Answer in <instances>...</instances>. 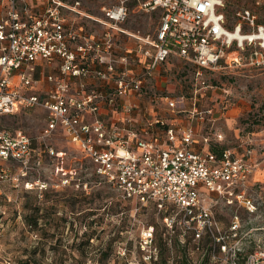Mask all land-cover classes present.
<instances>
[{
  "label": "built area",
  "instance_id": "built-area-1",
  "mask_svg": "<svg viewBox=\"0 0 264 264\" xmlns=\"http://www.w3.org/2000/svg\"><path fill=\"white\" fill-rule=\"evenodd\" d=\"M135 1L138 8L158 11L152 34H135L123 26L127 0L101 6L97 19L105 28L95 34L66 20L65 9L87 15L77 7L79 0H0V113L42 106L47 111L42 137L61 129L121 197L139 205L152 202L159 209L172 205L163 218L172 230L181 224L180 237L207 234L217 240L212 254L216 247L235 254L238 250L227 245L228 235L220 233L204 199L215 196L253 211L246 193L254 169L250 149L240 152L224 145L214 152L208 145L220 143L219 130L198 132L192 124L167 125L159 117L137 126L133 110L140 106L132 96L147 95L153 103L163 99L171 110H187L183 95L149 83L153 69L170 55L177 56L194 66L190 119L203 118L212 110L196 105V96L211 87L204 83V71L264 68V23L242 8L228 26L222 0ZM119 32L136 37L135 48L122 47ZM142 57L144 64L135 69ZM54 60L57 72L36 73L40 63ZM157 123L165 124L161 138L151 136ZM29 138L0 128V157L28 164L34 150ZM145 229L147 242L152 230ZM263 258L264 248L248 253L245 263L261 264Z\"/></svg>",
  "mask_w": 264,
  "mask_h": 264
},
{
  "label": "rangeland",
  "instance_id": "rangeland-1",
  "mask_svg": "<svg viewBox=\"0 0 264 264\" xmlns=\"http://www.w3.org/2000/svg\"><path fill=\"white\" fill-rule=\"evenodd\" d=\"M113 1L79 0L77 7L87 15L71 9H65L64 15L69 24H81L95 34L105 28L97 19L102 16L101 6ZM222 1L228 26L235 20V11L242 8L250 9L257 21L264 23V0ZM127 4L129 12L123 26L135 34H152L158 11L138 8L135 0H127ZM116 38L122 44L137 40L124 32ZM179 65L169 71L168 83L173 89L169 93L183 95L188 107L196 81L194 69L189 64ZM53 66L44 67V72L55 71ZM202 78L211 87L204 89L202 97L196 96L197 107L211 108V90L220 91L223 86L230 89L225 97L228 101L232 96L233 102L240 97L245 100V109L233 111V126L220 119L218 127L227 138L218 145L250 149L254 169L246 193L254 209L229 205L215 196L204 199L220 233L228 235L227 245L238 253H224L216 247L212 254L217 240L206 234L180 237L181 224H174L172 230L157 206L119 201L116 190L95 174L92 161L64 138L61 129L42 137L47 111L37 105L0 113V128L30 136L34 149L26 165L0 157V264H178L181 260L190 264L204 260L203 264H246L248 253L263 249L264 138L244 135L264 126V68L205 70ZM234 129L244 138L236 136ZM30 213L37 219L35 226L29 224ZM145 228L152 230L147 242L142 236Z\"/></svg>",
  "mask_w": 264,
  "mask_h": 264
},
{
  "label": "crops",
  "instance_id": "crops-1",
  "mask_svg": "<svg viewBox=\"0 0 264 264\" xmlns=\"http://www.w3.org/2000/svg\"><path fill=\"white\" fill-rule=\"evenodd\" d=\"M78 26L82 27V29L87 31L83 25L78 24ZM87 32H91V31H87ZM99 32H101V30ZM135 41L136 40L133 39L131 42H127L125 44H122L120 42V45L122 47L123 46L134 47ZM144 59H145V57L140 58V60H142L141 64H140V62L139 63L136 62V64H134L133 67L135 69L141 68L145 62V61H143ZM179 64H182V65L183 64H189L194 68V66L191 63L186 62L185 60H182L177 56L170 55L165 61H163L160 65H158L155 69H153L152 76L149 78L150 85H152L153 87H156V88H158L164 92H167V93L172 92L173 89L169 87L170 83H168V80L170 77L169 71L173 67H175L176 65L180 66ZM51 65H55L56 70L55 71L49 70L47 72H54V73L57 72L58 71V60H54L48 65L47 64L44 65V63H40L37 66L36 73L38 75L42 74L44 72V67L51 66ZM55 66H53V67H55ZM44 73H46V72H44ZM90 82L92 84H95L94 81L90 80ZM90 82H89V84H90ZM211 91L213 93H210V99L214 100V102H212V104H211V109H212L211 112L205 114V116L203 118H200V119L194 118L193 120L190 119L191 105H189L186 108L187 110H182V111H188V113H185V112H182L179 110H171L170 108H168L166 102L163 99H159L153 103V102L149 101L147 95L132 96V100L134 102L138 103L140 106L139 108L133 110V115H134V119H135L134 124L137 126H141L144 123V125H145V123L148 120H151L153 117H159V118H162V120L167 125L170 123H173V122H176L180 125L192 124L194 129L197 130L198 132H201V131L205 132L208 130V128H210V129L214 128V129L222 132V134L224 135L223 138H227L225 133L221 129H219V127H218L220 124L219 123L220 119L223 117V121H225L224 123L226 126H229V127L233 126L232 121L235 118V115H233V111L239 113L241 110L245 109L246 108L245 100H244V98L240 97V99H238V101L233 102L234 96H232V100L228 101L225 97H226V95H228L231 92H230L229 88L224 87V86L221 87L220 91L215 92V89H212ZM203 94L204 93H202L199 96L202 97ZM211 94H214L215 96H212ZM198 103L199 102L197 101V104ZM105 109H107V108L104 107V110ZM163 126L158 124V123L153 125L151 136H156V137L161 138ZM234 130L236 133L235 135L240 137V138H244V136H251V138H264V126L250 130V132L244 136L243 135L239 136V134L236 132V129H234ZM197 145H198V143L195 144V146H197ZM237 150L240 152H243V150H241L239 147ZM248 160H251L250 157L248 158ZM252 176L251 175L249 176V180H248L249 185H251L250 181H251ZM261 262L264 263L263 260Z\"/></svg>",
  "mask_w": 264,
  "mask_h": 264
},
{
  "label": "trees",
  "instance_id": "trees-1",
  "mask_svg": "<svg viewBox=\"0 0 264 264\" xmlns=\"http://www.w3.org/2000/svg\"><path fill=\"white\" fill-rule=\"evenodd\" d=\"M222 146H224V145H218V144H215V143H210L209 145H208V148L210 149V150H212V151H214V152H218L220 149H221V147ZM96 174V173H95ZM97 175V174H96ZM97 176H99V175H97ZM100 177V176H99ZM102 180V179H101ZM104 181V180H103ZM106 182V181H105ZM107 183V182H106ZM108 184V183H107ZM116 196H117V198L119 199V201H123V202H130L131 200L130 199H128V198H123V197H121L117 192H116ZM150 204H153L154 205V203H152V202H150ZM162 212V214L165 216V215H167V214H169L170 212H171V210H173V208H172V205H167L166 207H164V208H161L160 209ZM30 215V216H29ZM28 216L30 217V219H29V224L31 225V226H35L36 225V217H35V215H34V213H30V214H28ZM189 234H187L186 236H188ZM207 235V234H206ZM203 263H205V260L202 262V263H200V264H203ZM178 264H190V263H188L186 260H181V262L180 263H178Z\"/></svg>",
  "mask_w": 264,
  "mask_h": 264
},
{
  "label": "bare ground",
  "instance_id": "bare-ground-1",
  "mask_svg": "<svg viewBox=\"0 0 264 264\" xmlns=\"http://www.w3.org/2000/svg\"><path fill=\"white\" fill-rule=\"evenodd\" d=\"M234 35H237L238 37H241L240 36V32H235Z\"/></svg>",
  "mask_w": 264,
  "mask_h": 264
}]
</instances>
